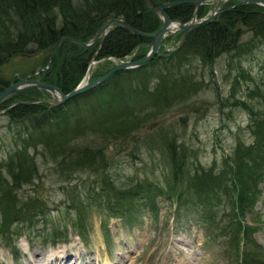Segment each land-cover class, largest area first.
Masks as SVG:
<instances>
[{
  "label": "rangeland",
  "instance_id": "obj_1",
  "mask_svg": "<svg viewBox=\"0 0 264 264\" xmlns=\"http://www.w3.org/2000/svg\"><path fill=\"white\" fill-rule=\"evenodd\" d=\"M215 3L216 0L205 1L203 15L211 12ZM220 4L218 8H228ZM249 34L245 32L242 39ZM169 35L173 37L163 43L160 54L178 43L180 30ZM131 53H136V48ZM159 56L145 66L144 73L164 68L161 59L166 55ZM107 57L90 56L87 77L109 66ZM43 58L38 51L10 56L0 64V79L8 84L12 77L24 76L36 66L44 65ZM191 65L192 79L200 85L184 101L147 118L140 127L115 142H102L98 135L88 133L79 139L81 145L90 142L103 145L108 161L103 172L85 169L64 178L54 172L52 160L45 158L41 162V157L35 156L39 177L24 184L18 194H35L44 200L46 208L29 225L11 223L16 234L12 231L10 242H6L10 234L8 239L0 237V264H32L35 259L44 262L41 259L49 254L64 256L61 261L54 259L53 264H240L231 230L238 218L252 227L247 234L252 242L246 244L245 254L250 255L253 250L260 253L258 260L262 261L258 264L264 262V175L258 177L250 171L255 168L260 172L264 164L254 166L259 159L258 155L253 156L250 161L253 159L254 163L248 161L249 171L240 173L241 177L248 174L253 178L247 182L244 193L255 196L243 199L241 213L234 207L237 201H233L236 177L224 169L225 157L234 153L237 143L245 146L254 140L250 117L264 114V46L238 56L222 53L211 68L201 66L196 59H192ZM147 78L152 79V75L147 74ZM85 95L77 96V102ZM73 104L72 100L68 106ZM3 112L0 111V158L14 144L15 131H23L38 113L10 118ZM159 129L178 139L176 152L180 154V146L183 147L185 170L169 194L174 182L158 140ZM254 148L264 154L262 146ZM101 179L123 185L125 190L138 183L143 187V198L153 196V205L144 204L128 220L113 217L105 205L115 193L97 189ZM176 194H180L179 202L191 201L178 207ZM205 195L210 196H206L208 208L194 205L195 197ZM241 242L239 239L238 244Z\"/></svg>",
  "mask_w": 264,
  "mask_h": 264
},
{
  "label": "trees",
  "instance_id": "obj_2",
  "mask_svg": "<svg viewBox=\"0 0 264 264\" xmlns=\"http://www.w3.org/2000/svg\"><path fill=\"white\" fill-rule=\"evenodd\" d=\"M163 1L165 0H0V64L15 54L36 51L44 56V64L50 50L61 36L66 35L67 38L53 51L48 67L40 70L37 78L55 84L64 92L68 91L81 78L90 56L95 59L107 56L120 58L136 48V53L132 56L137 58L145 52L148 38L113 24L101 38L87 47L77 40L89 41L97 28L110 16L121 18L142 31H154L160 25V19L152 9ZM231 2H225L223 6L226 7ZM202 5L203 3L197 9L198 16L204 14ZM192 10L193 3L187 2L164 8L170 18L181 21L187 20ZM247 31L250 33L249 37L242 39L241 35ZM171 37L173 35L162 37L159 47ZM261 45L264 46V8L252 2L237 3L191 28L177 48L164 52L166 56L161 59L163 66L165 65L163 69L157 67L151 73L143 72L145 66L159 59L160 56L156 55L143 66L116 70L105 80L80 93L86 95L78 102L77 96L80 94L52 106L41 100L33 103V100L46 97L48 93L31 86L9 94L0 102V109L6 106L3 113L10 118L38 113H35L34 120L23 131H15L14 144L0 158V237L8 239L10 234L9 240H6L10 242L12 231L16 234L11 228L13 221L29 225L34 221V216L41 214L46 208L44 200L38 199L37 195L18 194L24 184L39 177L35 156L39 155L41 162L52 160L54 172L64 178H70L73 172L85 169L93 173L103 172L108 165L103 145L97 142L81 145L78 141L82 136L87 133L96 134L102 142H115L125 137L140 127L147 118L161 114L164 109L184 101L190 92L199 87V81L192 79V59L200 62L201 66L211 68L215 58L222 53L238 56ZM147 74L152 75L153 80L147 78ZM6 84V81L0 79V89ZM72 100L74 104L69 107L68 103ZM10 102L14 103L9 105ZM243 103L242 100L240 104ZM249 120L254 140L245 146L237 143L234 153L225 157L224 169L236 177V195L233 196V201H237L234 207L240 213L244 211L243 199L255 197L244 193L247 182L253 178L248 174L241 177L240 173L249 171L248 163H254L253 159L250 161L253 156L258 155L256 158L259 159L254 166L264 164V154L255 152L254 148H264V114L262 117L251 116ZM168 134L165 129L157 132L174 182L172 189L169 188V194L177 187L178 181H181L185 160L182 146L180 154L175 151L176 148L174 150L178 139L174 135L169 137ZM250 171L258 177L264 175V170L257 172L252 168ZM228 178L232 184L231 176ZM97 189H110L115 193V197L109 198L105 206L110 215L125 220L130 219L132 213H136L144 204L150 203L152 206L154 202L153 196L143 198V187L138 183L125 190L123 185L108 181L106 183L101 179ZM161 191L158 190V193ZM206 196L195 197L194 205L200 204L208 208L207 197L210 196ZM190 197L193 198L191 194ZM180 199V194H176L178 207L188 205L191 201L179 202ZM77 207L75 206V210L79 211ZM235 222L236 225L231 230L235 239L233 247L234 252H237V263L258 264L262 261L258 260L260 253L251 250L250 255L245 254L246 244L251 241L247 239V234L252 227L242 222L241 218ZM54 231L60 233L59 230ZM239 239H242L241 244H238Z\"/></svg>",
  "mask_w": 264,
  "mask_h": 264
},
{
  "label": "water",
  "instance_id": "obj_3",
  "mask_svg": "<svg viewBox=\"0 0 264 264\" xmlns=\"http://www.w3.org/2000/svg\"><path fill=\"white\" fill-rule=\"evenodd\" d=\"M205 1L207 0H165L161 2L160 4L154 6L152 10H153V13L156 14L158 18L160 19V25L154 31H151V32L142 31L128 24L126 21L122 20L121 18L110 16L109 18H106L103 24L97 28V30L94 32L92 39L90 41L83 42L75 38H70V39L77 40L78 42H80V44L86 47L89 44H91L93 41H95L96 38L105 34L108 31V29L112 26V24H117V25H120L126 28L129 32L135 35L149 38V42H148V49L142 56L135 58V59H132L130 58V56H128L127 58L118 59L117 61H112L111 64L108 67H106V70L103 73L91 79H85L83 81L79 80L78 83L74 87H72L70 90L65 91V92L62 91L55 84L44 82L42 80H39L36 77L40 70L46 69L48 67L49 60H50V57L53 51L60 45L61 41L64 38H67L66 35H63L61 36L59 41L54 45V47L50 50L44 65L36 66L34 71L26 73L24 76L18 77L17 80L9 82L8 84H6L0 89V102L12 92H15L22 88L31 86V87L43 89L46 92H48L49 97L41 98V99L48 102L50 105H57L69 99L70 97L76 94H79L83 92L84 90L94 86L95 84L107 78L111 73H113L116 70L139 67L145 64L147 61H149L154 55L160 54V50H158V46H159V42L162 37L168 34H171L177 30H181L179 41L175 45V47L179 46L181 42L183 41L186 33L191 28L195 27L201 22H205V21L212 19V17L216 13L221 11L220 9H218L219 3L228 1V0H216V3L211 12H209L207 15L197 18L196 17L197 8L200 4L204 3ZM233 1L234 2L232 3L231 6L237 3L252 2L264 8V0H233ZM184 2L193 3L192 14L185 21H181L176 18H170L168 14L164 11V8L166 6L175 5V4L184 3ZM169 25H172V28ZM36 101L37 100H33V103ZM13 103L14 102H11L9 103V105H12ZM5 108L6 107H4L3 109Z\"/></svg>",
  "mask_w": 264,
  "mask_h": 264
},
{
  "label": "bare ground",
  "instance_id": "obj_4",
  "mask_svg": "<svg viewBox=\"0 0 264 264\" xmlns=\"http://www.w3.org/2000/svg\"><path fill=\"white\" fill-rule=\"evenodd\" d=\"M112 25H113V24H112ZM169 26L172 28V25H169ZM102 36H103V35H102ZM102 36H99L98 38H101ZM96 39H97V38H96ZM93 42H94V41H93ZM93 42H92V43H93ZM92 43H91V44H92ZM89 45H90V44H89ZM89 45H88V46H89ZM88 67H89V66H88ZM88 67H87V72H88V70H89ZM85 76H86V75H85ZM84 79H85V78H84ZM82 81H83V80H82ZM63 253H64V252H63ZM52 256H53V254H49V256L46 257V259H43V260L41 259V261H44V260H45L44 262H40V261H38V260L35 259V260L33 261L32 264H49L50 262H51V264H53V260H54V259H55V260L57 259L58 261H61V258H64V256H62V257H52ZM51 257H52V258H51ZM56 264H61V262H60V263H56ZM78 264H80V263H78ZM86 264H87V263H86Z\"/></svg>",
  "mask_w": 264,
  "mask_h": 264
},
{
  "label": "flooded vegetation",
  "instance_id": "obj_5",
  "mask_svg": "<svg viewBox=\"0 0 264 264\" xmlns=\"http://www.w3.org/2000/svg\"><path fill=\"white\" fill-rule=\"evenodd\" d=\"M18 78V76L12 77L10 81H15Z\"/></svg>",
  "mask_w": 264,
  "mask_h": 264
}]
</instances>
